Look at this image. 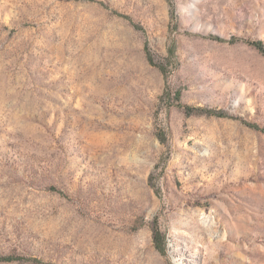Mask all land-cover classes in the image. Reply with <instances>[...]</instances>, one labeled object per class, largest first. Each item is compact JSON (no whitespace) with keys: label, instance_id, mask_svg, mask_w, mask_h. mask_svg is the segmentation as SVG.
<instances>
[{"label":"rangeland","instance_id":"1","mask_svg":"<svg viewBox=\"0 0 264 264\" xmlns=\"http://www.w3.org/2000/svg\"><path fill=\"white\" fill-rule=\"evenodd\" d=\"M253 42L264 0H0V264H264Z\"/></svg>","mask_w":264,"mask_h":264},{"label":"trees","instance_id":"2","mask_svg":"<svg viewBox=\"0 0 264 264\" xmlns=\"http://www.w3.org/2000/svg\"><path fill=\"white\" fill-rule=\"evenodd\" d=\"M127 19H129L128 17H126ZM130 20V19H129ZM132 23H133V21H131ZM134 24V23H133ZM134 26H137V25H134ZM137 28V27H136ZM251 45L254 47V48H256L258 51H260L262 54H264V45H263V43L262 42H253V43H251ZM147 59H148V61H149V63L151 64V65H154V66H157L156 65V63H155V61H154V59L151 57V56H147ZM159 70L161 71V72H164V69H162L160 66H159ZM179 99V96L177 97L176 96V100H178ZM181 108H184V110L187 112V113H190V114H192L195 110H197V109H195V108H193V107H189V106H186V105H181ZM250 127H252V128H255V129H259V127L257 126V125H255V124H251V125H249ZM153 239H154V242H155V246H156V248L158 249V250H160V251H162V249H161V247H160V245H159V239L157 238V235H154L153 236ZM5 260L6 261H8V262H13V261H15V260H17V259H15L14 257H7V258H5Z\"/></svg>","mask_w":264,"mask_h":264}]
</instances>
